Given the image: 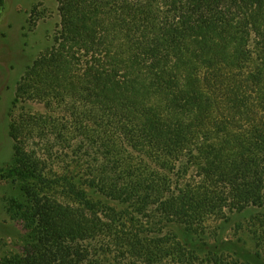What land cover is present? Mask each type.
Returning a JSON list of instances; mask_svg holds the SVG:
<instances>
[{
	"label": "trees",
	"instance_id": "trees-1",
	"mask_svg": "<svg viewBox=\"0 0 264 264\" xmlns=\"http://www.w3.org/2000/svg\"><path fill=\"white\" fill-rule=\"evenodd\" d=\"M58 11L8 112L25 235L0 264H239L179 232L247 209L264 260V0Z\"/></svg>",
	"mask_w": 264,
	"mask_h": 264
},
{
	"label": "rangeland",
	"instance_id": "rangeland-1",
	"mask_svg": "<svg viewBox=\"0 0 264 264\" xmlns=\"http://www.w3.org/2000/svg\"><path fill=\"white\" fill-rule=\"evenodd\" d=\"M59 0H4L0 8V257L22 251L25 229L11 218L9 200H22V181L8 176L12 142L8 134V112L16 84L38 55L49 48L59 26ZM34 110H41L38 104ZM255 209L232 213L227 219L208 222L201 236L179 232L200 252L211 249L235 257L239 264H264L256 248L248 221ZM206 244V245H205Z\"/></svg>",
	"mask_w": 264,
	"mask_h": 264
}]
</instances>
